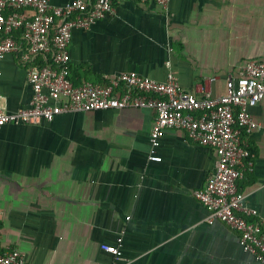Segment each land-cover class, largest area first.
<instances>
[{
	"label": "crops",
	"instance_id": "crops-1",
	"mask_svg": "<svg viewBox=\"0 0 264 264\" xmlns=\"http://www.w3.org/2000/svg\"><path fill=\"white\" fill-rule=\"evenodd\" d=\"M114 5L113 16L73 31L77 86L129 72L164 82L173 73L198 98L220 97L229 75L264 60V0H170L167 10L139 0ZM0 72L7 109L29 106L20 56H7ZM250 113L258 127L245 134L252 158L239 185L264 218V100ZM156 116L133 108L65 113L0 129V253L18 249L28 264H260L237 231L206 221L209 212L194 197L215 172L213 149L169 130L160 161L151 160ZM120 237L121 261L101 247Z\"/></svg>",
	"mask_w": 264,
	"mask_h": 264
},
{
	"label": "built area",
	"instance_id": "built-area-1",
	"mask_svg": "<svg viewBox=\"0 0 264 264\" xmlns=\"http://www.w3.org/2000/svg\"><path fill=\"white\" fill-rule=\"evenodd\" d=\"M153 2L168 9L170 0ZM116 13L114 0H72L54 6L50 0H0V62L18 54L26 68L33 97L29 106L10 112L0 90V129L38 125L65 113L151 109L157 114L151 135V160L169 130L185 131L196 144L217 154L215 172L194 197L209 212L207 222L224 223L240 234L244 251L264 264V218L246 202L240 188L246 161L252 158L248 138L258 124L250 110L264 100V60H250L238 77L229 75L226 93L210 91L198 98L173 73L164 82L135 72L104 83L75 85L70 77L74 30H89ZM20 37H17V33ZM40 57L50 59L39 65ZM1 76V72H0ZM102 250L123 260V238ZM0 264H28L18 249L0 253Z\"/></svg>",
	"mask_w": 264,
	"mask_h": 264
},
{
	"label": "trees",
	"instance_id": "trees-1",
	"mask_svg": "<svg viewBox=\"0 0 264 264\" xmlns=\"http://www.w3.org/2000/svg\"><path fill=\"white\" fill-rule=\"evenodd\" d=\"M101 83H104V82H101Z\"/></svg>",
	"mask_w": 264,
	"mask_h": 264
}]
</instances>
